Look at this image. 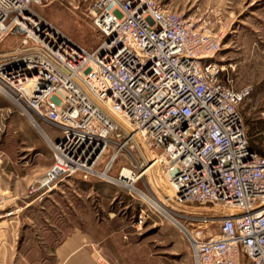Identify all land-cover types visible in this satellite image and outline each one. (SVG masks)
I'll return each mask as SVG.
<instances>
[{
    "label": "built area",
    "instance_id": "obj_1",
    "mask_svg": "<svg viewBox=\"0 0 264 264\" xmlns=\"http://www.w3.org/2000/svg\"><path fill=\"white\" fill-rule=\"evenodd\" d=\"M83 1L100 35L92 51L41 16L48 0H0V92L53 130L42 187L78 175L143 197L142 182L194 264H264V157L239 112L251 89L223 80L220 39L165 0Z\"/></svg>",
    "mask_w": 264,
    "mask_h": 264
},
{
    "label": "rangeland",
    "instance_id": "obj_2",
    "mask_svg": "<svg viewBox=\"0 0 264 264\" xmlns=\"http://www.w3.org/2000/svg\"><path fill=\"white\" fill-rule=\"evenodd\" d=\"M165 2L195 29L220 39L216 60L225 68L223 80L235 90L251 89L239 112L251 149L264 157V0ZM88 6L83 0H48L38 12L72 42L92 51L100 35ZM16 43L8 39L5 45ZM31 116L33 121L0 92V264H194L178 221L160 208L142 182L138 188L143 197L78 175L38 188L53 165L44 136L53 130ZM111 154L109 147L97 171ZM117 164L129 162L120 156ZM13 210L18 212L6 216ZM210 232L216 234L218 228ZM75 237L80 240H70Z\"/></svg>",
    "mask_w": 264,
    "mask_h": 264
},
{
    "label": "bare ground",
    "instance_id": "obj_3",
    "mask_svg": "<svg viewBox=\"0 0 264 264\" xmlns=\"http://www.w3.org/2000/svg\"><path fill=\"white\" fill-rule=\"evenodd\" d=\"M54 175V173H51V174H45L41 180L39 182H37V186L38 188H41L43 185H45L49 180L50 178ZM162 198V197H161ZM163 200V198H162ZM9 215H12V214H9Z\"/></svg>",
    "mask_w": 264,
    "mask_h": 264
},
{
    "label": "crops",
    "instance_id": "obj_4",
    "mask_svg": "<svg viewBox=\"0 0 264 264\" xmlns=\"http://www.w3.org/2000/svg\"><path fill=\"white\" fill-rule=\"evenodd\" d=\"M77 239H78V237H75V239L71 238L70 240H74V242H75ZM78 240H80V239H78ZM69 242H73V241H69ZM71 250H72V248H71Z\"/></svg>",
    "mask_w": 264,
    "mask_h": 264
}]
</instances>
